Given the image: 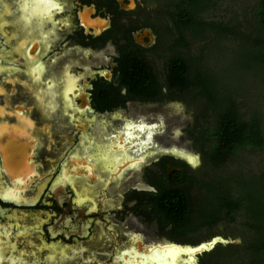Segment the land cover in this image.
<instances>
[{"label": "rangeland", "instance_id": "374dc122", "mask_svg": "<svg viewBox=\"0 0 264 264\" xmlns=\"http://www.w3.org/2000/svg\"><path fill=\"white\" fill-rule=\"evenodd\" d=\"M179 1L145 0L147 5L144 8L151 14L158 5L167 9ZM255 1L222 0L215 2L217 4L216 8H212L210 4H207L202 17L215 22L220 20L227 22L230 17L235 15L242 21L246 19L247 15L250 16ZM150 16L153 18L148 17L142 19V21H144L143 24L155 29L156 42L155 45L153 44L150 47V56L155 66L160 69L163 68L164 56L168 55V48L174 40L173 28L167 16L153 14ZM69 33H72V31ZM65 35L66 33H63V36ZM109 41L106 40L108 44L105 48L100 46L93 48V50L76 49L77 45L73 36L66 40L62 47L60 44L56 47L42 45L36 57L27 54L30 57L29 62L33 65L42 61L41 70L43 75L36 78L31 66L26 69L27 71L23 70L22 65L14 60L15 56L11 53L12 50L9 49L7 42L0 36V75L2 76L0 78V81H2L0 83V138L9 139L11 135L9 136L7 132L13 133L20 127H24L23 129L29 134L22 135L25 139H30L33 136L34 140L39 141V138H41V144L39 143L40 145L37 146L38 149L35 148L30 156L31 158L34 157L35 161L31 162L29 159L31 174L24 180L23 192L16 196L18 202L31 203L32 206L39 205L41 210H33V207L25 208L33 210L26 213L27 219L31 217L30 222H32L25 221L26 223H23L19 218H15L14 224L18 225V231L24 227L35 228L37 223L45 224L43 226H48V230L58 224L61 227V233L58 236L52 235L48 239L50 241H63L67 238L65 242L68 243L65 244L68 245L65 247L63 245L55 246L47 252L43 251V248L39 246L41 236L44 235V239L46 237V234L41 232V230L44 231L42 227L39 233L34 232L33 247L25 244L28 249L21 246V250L14 254L16 256L21 254L24 257L21 264H133L126 263L123 257L128 252V248H124L126 246L125 242H127L125 233L133 231L142 236L144 246L148 247H153V242L160 244L168 242L185 245L199 244L193 247L180 246L182 249H200L189 253H184L180 248L166 247L167 250L165 251L166 248L157 247V251L162 253L158 254L155 251L157 256L154 257L155 259L149 258L147 264H251L257 256L250 249V244L257 240V234L247 226L249 219L245 208L233 214L232 221L223 218L212 228L200 229L198 232L183 238L174 236L171 229H161L154 221L147 222L141 217H135L133 214L119 215L125 204L131 205L134 203L127 202V199H133L132 195H129V191L122 193L119 187L123 181L122 178L125 177L122 172L128 168V164L126 160L120 157V154H117V156L114 153L109 155L105 151L119 143L116 135L111 136L115 133V130L118 132L122 130L121 123L123 120L132 119L144 126V130H146L143 138L144 143L147 142L146 144L150 145V150H152L151 154L149 152L145 163L139 161L135 167L128 169L132 170L129 173H137L136 179L139 183L142 182L146 185L148 174L157 172L156 162L162 158V153L158 154L155 151L158 147H173L174 149L177 147L175 150L186 160V163L171 161V167L184 170L205 182L212 183V185L222 180L224 186L229 187L235 198L245 197L249 193L250 198L253 199L250 207L254 211L257 210V214L262 216L263 221L264 194L261 185L258 186L257 180L251 179L250 176L264 171V152L245 151L240 153L237 160L227 165L224 170L213 169L202 151L201 144L197 141L198 133L196 129L203 122L205 106L204 101L197 96L195 90H189L183 94L178 92L169 94L163 90L162 98L156 103H122L121 108L115 111L104 114H91L94 117L97 116L95 118L98 119L97 122L101 120V117H105L108 121V131L106 129L102 130L103 128H99L96 124H92L89 128L82 126L78 123V120H87L86 114L79 111L80 116H82V119H80L76 111H66L65 106H68V101L65 98L64 100L60 99V95L64 97L65 89L57 88V90H54L50 85L51 82H55L62 77L61 71L55 69L58 72L53 76L44 74L43 71L45 66L50 67L48 63L54 57L53 54L63 60L64 57H74L73 61L75 63H72L71 73L68 76L74 79L75 84L80 88L85 83L90 84V80L94 79L96 71L106 70L107 72L108 68L113 66L111 55L115 54V42L110 39ZM190 41H192V55H197L200 48H204L201 52L203 53L205 71L214 78L219 99L226 100L227 97H235L240 104L243 118L250 119L252 116H258L264 130V75L260 74L261 72L259 73V65L247 66L249 63L244 57L246 49L244 51L233 39L226 40L217 37L212 30H208L201 37ZM52 48L54 50L53 54H51L53 52V50L51 51ZM31 49L28 52H31ZM17 50L19 48L15 49V51ZM56 53L58 54L56 55ZM56 67L59 68L58 65ZM3 76H5L4 80ZM88 88L89 86L86 91ZM55 93H57V96H55ZM71 96L73 99L76 97L75 94H71ZM16 100H25L27 107L25 106L26 108L23 109L16 108ZM60 100L62 104L59 103ZM76 101L77 99H75V105L77 106ZM114 114L120 115L119 118L113 117ZM139 118L143 120L140 121ZM35 136L38 138L36 139ZM100 141L104 144H101ZM87 142L88 145H85ZM79 150L80 154L82 153L81 155L84 156L91 150L88 153L90 154L89 158L85 159L86 157L80 156L81 158H78V160H73L74 157L80 155ZM92 151H94V154ZM132 153L135 154L136 152ZM188 157H194L195 163L189 162ZM10 160H14V157ZM125 164L126 167L124 168ZM232 176H236L242 181L243 191L237 181H231ZM4 181L5 179L3 180L2 176L0 194L6 197ZM143 188L149 190L147 186H143ZM48 196L50 198L54 197L58 201L61 215L46 210L45 206L49 203L45 198ZM254 200L257 207L254 205ZM66 202L71 203V205L66 206ZM68 213L76 216L77 221H79L76 225H74L75 220H72ZM81 219L84 220V226L80 223ZM34 221H36V224H33ZM9 225L12 231V225ZM81 225L86 230L85 235L78 238L74 237L70 231ZM35 231H37L36 228ZM221 238L226 239L227 242L232 241V243L216 244L207 251L198 253L205 247L212 246L207 245L210 242L213 241L214 243ZM202 245L205 247H201ZM135 250L137 248L132 246L129 248L132 257ZM145 250H147L146 247ZM197 253L198 255H196ZM139 256L137 255L135 258ZM142 260L136 264H142Z\"/></svg>", "mask_w": 264, "mask_h": 264}, {"label": "trees", "instance_id": "16d2710c", "mask_svg": "<svg viewBox=\"0 0 264 264\" xmlns=\"http://www.w3.org/2000/svg\"><path fill=\"white\" fill-rule=\"evenodd\" d=\"M217 1L222 0H181L172 6L167 17L172 24L174 40L168 55L164 56L163 68L156 67L142 52L128 51L118 60L115 74L118 90L124 89L130 97L144 101L160 100L163 90L169 94L195 90L205 106L203 122L196 129L197 141L211 167L224 170L242 152H264L262 122L258 116L244 119L235 97L219 99L216 82L205 71L201 52L204 48L192 55L190 40L201 37L208 30L219 38L233 39L244 51L246 49L247 66L259 65L258 71L264 75V0H256L250 16L242 21L235 15L227 22L204 19L202 13L207 4L216 8ZM232 177L231 181H237L242 189V181ZM250 177L257 180L264 194V171ZM150 183L155 192L144 195L143 211L160 228H170L177 237L212 228L223 218L232 221L233 214L245 208L249 219L247 226L257 234V240L250 244L257 256L251 264H264V221L257 210L250 207L253 199L249 193L235 198L222 180L212 185L177 170L170 178L164 171ZM254 205L257 207L255 200Z\"/></svg>", "mask_w": 264, "mask_h": 264}, {"label": "flooded vegetation", "instance_id": "af4514ba", "mask_svg": "<svg viewBox=\"0 0 264 264\" xmlns=\"http://www.w3.org/2000/svg\"><path fill=\"white\" fill-rule=\"evenodd\" d=\"M56 2L59 4V8L53 9L52 4L48 3L47 0H0V13H1L0 36L5 40V42H7V44L9 45L8 46L9 49L12 47L11 53L14 54L15 56L14 60L17 61L19 65H22L21 67L24 68L23 70L30 68L28 66H32V70L35 72L34 74L36 78H38L39 73L40 75H43L41 70L42 61L40 63L37 62L36 65H33L27 59L28 58L27 52L30 48H32V46L33 48L31 49V51L33 50L35 52L38 51L40 47L44 44L50 45L51 47H56L60 44L62 47L63 46L62 44H64L66 40H68L69 38H71V36H73L74 42L77 45L76 49L79 48V49L93 50V48H98L100 46L102 48H105L108 44L106 43V40L109 41L110 39L113 42H115L114 43L115 54L111 55V61L113 66L109 67L107 72L106 70L96 71L93 77L94 79L90 80L91 81L90 84L85 83L84 86L81 85V88L75 84L76 82L74 79L68 76V74L71 73L72 63L73 64L75 63L73 61L75 58L64 57L63 60L59 56H55L53 54L54 53L53 48L51 49V51L53 50L51 54H53L54 57H52L51 58L52 60H50L48 63L50 67L45 66V70L43 72H45L44 74L53 76L58 72L55 71V69L62 71L61 78L63 81L59 79L55 81V83L51 82L50 85L55 90H57V88L65 89L64 97L60 95V99L63 100L65 98V100L68 101L67 104L68 106H65L66 111L67 110L77 111L79 106L83 103L82 99H80L79 97L77 98L76 101L77 106H76L75 99H73V97L71 96V94L74 93V91L79 89L83 90L82 94L84 95V99L87 103L84 107H86L90 119L97 118V116L94 117L91 114L94 113L104 114V113H109L111 111H115L116 109L121 108L120 106L122 103L125 104L129 102L156 103L157 101H144L138 98L130 97L124 89L118 90L116 88L117 75L115 74V70L118 67V60L121 58L123 53L128 51L142 52L143 55L147 58V60L151 61L155 65L153 59L150 56V52H151L150 47L153 44L155 45L156 42L155 41L156 35L154 32L155 29L152 28L151 26L149 27V25L147 24L146 25L143 24L144 21H142V19H147L148 17L153 18L152 16H150L151 14L157 16H167L172 6L166 9V7L164 8L158 5L159 7L157 6L156 9L153 10L150 14V12H147L148 10L144 8L147 5L145 3V0H56ZM70 31H72V33H69ZM63 33H66V35L63 36ZM10 36H13V38ZM152 38L153 40H151ZM22 42L25 43L24 50L20 49L21 45H24V43L22 44ZM35 45H36V49H34ZM15 48L16 49L19 48V50L15 51ZM57 54L58 53H56V55ZM12 64L14 65L15 63ZM56 65H58L60 69L57 68ZM64 70H66L67 72ZM0 78H2L1 75ZM4 79L5 76H3V80ZM1 82L2 81H0V83ZM87 84L89 88L86 91V88L88 87ZM61 85L62 87H60ZM56 95L57 93H55V96ZM61 100L59 101L60 104H62ZM25 106L27 107L25 100L15 101L16 108L23 109L26 108ZM116 115L118 114H114L113 116ZM102 118L105 117H101V119ZM139 119L143 120L142 118ZM20 138L21 137L19 136H14L13 138L10 137L9 139L0 138V182H2V176H3V180L4 179L6 180L7 176L14 174V172L9 171L6 165L3 163V154L1 152V150L3 149L2 146H5L7 144L10 145L12 144V147H18L20 145V146H24L25 148L27 147L26 149L28 154L33 152L34 147L32 142L30 140L25 139L23 136L21 139ZM155 151L158 154L159 152H162L163 153L161 156L162 158L160 161L156 162L158 166L157 172H151L150 174H148L147 176L148 182L146 185H144V183L142 182L139 183V181L136 179L137 173L133 174L132 172L130 173L128 172L127 174H125L123 181L119 185L122 193L123 192L127 193L126 191H129V195H132L133 197V199H127V202L129 201L134 202L131 205L125 204L123 211L119 213L120 216L126 214H133L135 217L137 218L141 217L143 220L147 222L153 221L150 220L143 211L145 209L143 208L145 203L144 195L155 192V187L151 185L152 182L150 183V181H152V179H155L157 176L162 175L164 171L166 172L167 178H170V175L175 170L186 172L179 168L171 167L172 165L171 161H180L184 164L186 163V160H184L173 147L170 148L158 147V149ZM132 152H136V153L133 154ZM149 152L150 154L152 153L150 147H148V145L146 144H141L135 146V148L133 147L131 150H129L128 153H129V157L131 158L133 157L143 158L144 159L143 163H145ZM34 159H35L34 157L33 158L30 157L31 162L35 161ZM30 169L31 166L28 160V162L25 164L23 173L29 174ZM130 180L132 181L130 182ZM143 186H147L149 190L144 189ZM7 197H9L8 194ZM11 198L12 197L4 198L3 194H0V264H21L23 262L22 260L24 259V257L21 254H18L17 256L15 254L17 253V251L21 250V246H23V248L25 247L26 249H28L25 246V244H28L29 246L33 247L32 246L34 244L33 239L35 238L34 232L39 233L42 227L44 228V231L41 230V232H43V234H46L45 235L46 237L44 239L43 237L44 235L41 236L39 240V246L43 248L42 249L43 251L47 252L49 251V249L55 248V246H62V245L64 247L68 246L65 245L68 244L67 242H65L67 238L63 239V241H58V240L50 241L48 239L51 238L52 235L58 236L61 233L60 232L61 227H59L58 224L54 227H50L48 230V226L46 227L43 226L45 224H41V223L36 224V221H34L33 224H36L35 228L37 231H35L34 227H33L34 229L31 227L29 228L24 227L23 229H20L18 231V225L14 224L15 218L17 219L19 218L20 220L23 221V223H26L28 221L30 222L31 217L27 219L26 213L32 212L33 210H37V209L41 210V206L39 205L32 206L31 203L27 204V203L17 202L18 200H13ZM45 200H47V202L49 203L48 205L45 204L46 210L51 211V213L54 214L56 213L58 215H61L60 213L61 210L58 207V201L54 197L50 198L48 196L45 198ZM50 204L51 206L49 207ZM70 205L71 203L66 202V206H70ZM32 207L33 210L25 209ZM68 216L72 217V220H75L74 225H76V223L79 222L77 221L76 216H72L70 213H68ZM81 220L82 221H80V223L84 226V220L83 219ZM9 224L12 225V229H13L12 231L10 230L11 226ZM81 226L74 227V229L70 231L72 232L71 234L74 235V237L78 238V237H82V235H85L86 230L83 226L82 227ZM161 229H170V228H161ZM12 233L13 235H11ZM125 234H126L125 236L127 242H125L126 246L124 248L127 247L128 252L125 255H123V257L126 263L136 264L140 262L142 260V257L141 256H139L138 258L135 257L137 255L142 254L143 253L142 250L143 249L145 250V247L148 250L153 249V247L154 248L173 247V248L182 249V247L180 246L193 247L199 245V244L185 245L181 243H174L176 245H179L176 246L169 242L166 244L153 242L152 243L153 247L150 246L148 247V246H144L145 243L141 239L142 236L139 235L138 233H135L133 231H127ZM179 238H183V237H179ZM131 246L133 248H137V250H135L133 257L129 251V248Z\"/></svg>", "mask_w": 264, "mask_h": 264}, {"label": "bare ground", "instance_id": "6f19581e", "mask_svg": "<svg viewBox=\"0 0 264 264\" xmlns=\"http://www.w3.org/2000/svg\"><path fill=\"white\" fill-rule=\"evenodd\" d=\"M1 14V13H0ZM85 20V19H84ZM4 27V26H3ZM3 29V28H2ZM47 32V31H46ZM53 32V31H52ZM12 33V32H11ZM36 33V32H35ZM14 34V33H13ZM42 34V33H41ZM51 35V34H50ZM8 36V35H7ZM49 36V35H48ZM10 37H12L13 38V36H10ZM56 37H57V35H56ZM36 38V37H35ZM10 39V38H9ZM8 39V40H9ZM16 39V38H15ZM14 39V40H15ZM26 39V38H25ZM44 39V38H43ZM7 40V41H8ZM11 41H12V39H11ZM46 41V40H45ZM53 41V40H52ZM26 42V41H25ZM30 42V41H29ZM24 42H22V44H23ZM32 44H33V42H32ZM17 47V46H16ZM12 48V47H11ZM10 48V49H11ZM32 48H33V46H32ZM16 49V48H15ZM20 49H22V50H24L25 49V43H24V45H21V48ZM34 49H36V45L34 46ZM30 50V49H29ZM28 50V51H29ZM27 53H29V55L31 56V57H36V55H37V53H38V51H31V52H27ZM46 54H47V52H46ZM42 55V54H41ZM9 57V56H8ZM20 58V57H19ZM39 58V57H38ZM74 59V58H73ZM38 60V59H37ZM28 61H30V57H28ZM63 61V60H62ZM31 63V62H30ZM33 63V62H32ZM60 65V64H59ZM29 67V66H28ZM32 67V66H31ZM27 68V67H26ZM26 70V69H25ZM27 71V70H26ZM25 71V72H26ZM64 71H66V70H64ZM63 71V72H64ZM33 72V71H32ZM62 72V71H61ZM67 72V71H66ZM29 73V72H28ZM27 73V74H28ZM68 74V73H67ZM30 75V74H29ZM40 75V73L38 74V76ZM56 77V76H55ZM57 77H58V75H57ZM29 78V77H28ZM44 78V77H43ZM66 79H68V78H66ZM70 79V78H69ZM59 80V79H58ZM60 80H62V78H60ZM63 81V80H62ZM35 82H38V81H35ZM55 83V82H54ZM63 83V82H62ZM38 84H40V83H38ZM60 84V83H59ZM37 85V84H36ZM30 86H31V83H30ZM60 87H62V85L60 86ZM39 88V87H38ZM36 89V88H35ZM83 89V88H82ZM39 90V89H38ZM55 90V89H54ZM32 91V90H31ZM30 91V92H31ZM74 91V90H73ZM56 92V91H55ZM82 92H83V90H76V91H74V93H72V94H75V96L76 97H74V99H77V98H79L80 97V99H82V101H83V103L79 106V108H78V110L76 111V113H77V116H78V118H80V119H82V116H80V114H79V111L80 112H82V113H86L87 115H86V118H88V119H90L89 118V113H88V111H87V109H86V107H84L87 103H86V101H85V99H84V95L82 94ZM38 93V92H37ZM39 94V93H38ZM57 96V95H56ZM40 97H41V95H40ZM69 97V96H68ZM29 98V97H28ZM52 98H53V96H52ZM51 98V99H52ZM30 99V98H29ZM53 100V99H52ZM64 100V99H63ZM54 103V102H53ZM65 103V102H64ZM67 103V102H66ZM60 105V104H59ZM64 108V107H63ZM42 111V110H41ZM75 113V114H76ZM67 117V116H66ZM113 117H118L119 118V115H116V116H113ZM78 120V123H80L82 126L84 125V126H86V128H89V127H91L92 126V124H96V125H98V127L99 128H103L102 130H105L106 129V131H108L107 130V120H106V118H102L101 120H99L98 122L96 121V120H98V119H95V118H92L90 121L89 120ZM112 119V118H111ZM115 120V119H114ZM140 121H141V119H139ZM92 121V122H91ZM137 121H138V119H137ZM44 124V123H43ZM119 124V123H118ZM122 130H120L119 132L117 131V130H115V133L111 136V137H114V135H116L117 136V139H118V144L115 146V147H113V148H111V149H108L107 151H105V153L106 154H109V155H111L112 153H114V155H116L117 156V154H120L121 156L120 157H122L124 160H126V163L128 164V168H126L123 172H122V174L123 175H125V174H127L130 170H128L129 168H133V167H135V165H136V163L137 162H139V161H142L143 162V158H139V157H133V158H131V157H129V150H131L133 147H135V146H137V145H141V144H146L147 142H145L144 143V135H145V131L146 130H144V126L143 125H140V122L138 123V122H136L135 120H130V119H128V120H125V121H122ZM146 124V123H145ZM148 125V124H147ZM182 125V124H181ZM17 126V125H16ZM114 126V125H113ZM151 127V126H150ZM19 128V127H18ZM24 128V127H23ZM23 128H19L18 130L16 129L13 133L12 132H7V134H9V136L10 137H14V136H21L22 137V135L24 136V135H29L28 133H26V131L23 129ZM113 129V128H112ZM111 129V130H112ZM141 129H143V131H141ZM110 130V129H109ZM119 130V129H118ZM27 131H29V130H27ZM93 131V130H92ZM148 132V131H147ZM1 133V132H0ZM33 133V132H32ZM105 133V132H104ZM149 134H150V132H149ZM105 135H107L108 136V134L107 133H105ZM94 136V135H93ZM100 136V135H99ZM9 137V138H10ZM33 136H31V138L30 139H28V138H26L27 140H30L31 142H32V144H33V151H34V149L35 148H37V146L38 145H40L41 144V141H40V139L41 138H39V141H36V140H34L35 138H32ZM36 137V136H35ZM38 137H36V139H37ZM153 138V137H152ZM96 139V138H95ZM169 139V138H168ZM111 140V139H110ZM89 142H91V141H89ZM101 142V141H100ZM173 142V141H172ZM40 143V144H39ZM84 143V142H83ZM92 144V143H91ZM101 144H104V143H102L101 142ZM111 144V143H110ZM85 145H88V142H87V144H85ZM146 145H148V144H146ZM42 146V145H41ZM58 146V145H57ZM101 146V145H100ZM110 146V145H109ZM3 147V149L1 150V152H2V154H3V163L6 165V167H7V169L9 170V171H11V172H14V174H11V175H9V176H7V179L4 181V183H5V190H6V192H7V194H8V196L9 197H12L11 199H13V200H17L16 198V196H18L21 192H23V184H24V180L26 179V177H28L30 174H31V171L29 172V174H24L23 173V170H24V168H25V164H26V161H28L29 159H30V156H31V154L32 153H29V154H26L27 153V147L25 148L24 146H18V147H12V144L10 145V144H7V145H5V146H2ZM149 147V146H148ZM98 148V147H97ZM100 148V147H99ZM162 148V147H161ZM177 148V147H176ZM175 148V149H176ZM38 149V148H37ZM40 149V148H39ZM91 149V148H90ZM137 149V148H136ZM162 150V149H161ZM165 150V149H164ZM168 150V149H167ZM166 150V151H167ZM78 151V150H77ZM89 151H91V150H89ZM89 151L87 152V155H81L80 154V150H79V154L80 155H77V157H74V159L73 160H75V158H81V157H86L85 159H87V158H89V156H90V154H88L89 153ZM163 151V150H162ZM170 151V150H169ZM183 151V150H182ZM186 151V150H185ZM82 152H84V151H82ZM165 152V151H164ZM178 152V151H177ZM92 153L94 154V151H92ZM96 153V152H95ZM188 153V152H187ZM104 154V153H103ZM163 154V153H162ZM99 155V154H98ZM81 156V157H80ZM92 156V155H91ZM189 156V155H188ZM195 156V155H194ZM14 157V160H10L11 158H13ZM119 157V156H118ZM119 157V158H120ZM73 158V157H72ZM194 158V157H193ZM131 159H133L132 161H129V160H131ZM195 160H197V159H195ZM13 163V164H12ZM195 163V162H194ZM133 164H134V166H133ZM24 167V168H23ZM126 167V164L124 165V168ZM123 170V169H122ZM133 177V176H132ZM123 179V178H122ZM121 179V180H122ZM128 179V178H127ZM132 180H130V182H131ZM131 184V183H130ZM135 184V183H134ZM125 185H126V183H125ZM142 187V186H141ZM121 189V188H120ZM37 191V190H36ZM19 198V197H18ZM18 202V201H17ZM218 240H221V239H217V241ZM216 241V242H217ZM216 242H214L213 243V241L212 242H210L209 244H207L208 246L209 245H212V246H210V247H208L207 245V247L208 248H204V249H202V250H205V249H210L211 247H213V245L216 243ZM213 243V244H212ZM92 245V244H91ZM154 248V247H153ZM177 249H179V248H177ZM152 250V251H151ZM151 250H142V254H140V256L142 257V264H147V261H148V259L150 258H154V257H156L157 255H156V253H155V251L158 253V254H161V252H158L157 251V247L156 248H154V249H151ZM167 250V248L165 249V251ZM202 250L200 251V252H202ZM168 252V251H167ZM200 252H198L199 254H200ZM184 253H189V252H186V251H184ZM198 253L196 254V255H198ZM155 259V258H154ZM153 259V260H154ZM152 260V261H153ZM155 261V260H154ZM153 261V262H154ZM155 263V262H154Z\"/></svg>", "mask_w": 264, "mask_h": 264}, {"label": "snow or ice", "instance_id": "6c2138e0", "mask_svg": "<svg viewBox=\"0 0 264 264\" xmlns=\"http://www.w3.org/2000/svg\"><path fill=\"white\" fill-rule=\"evenodd\" d=\"M48 3L52 4V8L56 9L59 8V4L56 2V0H47ZM141 131H143V129H141ZM189 162H195L193 157H188ZM4 198H9V197H4ZM201 247H205L204 245H202ZM199 248H187V249H181V251H186V252H196L199 251Z\"/></svg>", "mask_w": 264, "mask_h": 264}, {"label": "water", "instance_id": "95a60500", "mask_svg": "<svg viewBox=\"0 0 264 264\" xmlns=\"http://www.w3.org/2000/svg\"><path fill=\"white\" fill-rule=\"evenodd\" d=\"M159 153H162V152H159ZM228 243H232V241L227 242L226 239H222V238H221V240H218L214 245H216V244H228ZM214 245H213V246H214ZM205 251H207V249L202 250V252H200V253H203V252H205Z\"/></svg>", "mask_w": 264, "mask_h": 264}]
</instances>
